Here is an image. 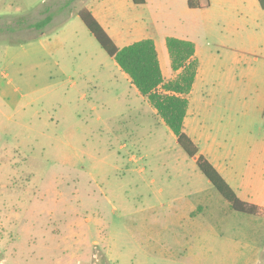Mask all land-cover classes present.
Returning <instances> with one entry per match:
<instances>
[{"label":"rangeland","instance_id":"obj_1","mask_svg":"<svg viewBox=\"0 0 264 264\" xmlns=\"http://www.w3.org/2000/svg\"><path fill=\"white\" fill-rule=\"evenodd\" d=\"M208 1L0 0V264H264V86H247L264 6ZM82 9L118 47L153 39L167 80L166 37L194 42L185 132L256 213L213 187Z\"/></svg>","mask_w":264,"mask_h":264},{"label":"trees","instance_id":"obj_2","mask_svg":"<svg viewBox=\"0 0 264 264\" xmlns=\"http://www.w3.org/2000/svg\"><path fill=\"white\" fill-rule=\"evenodd\" d=\"M133 2L142 4L145 0H133ZM260 3L264 6V0H260ZM208 4V0H187L190 8H202ZM79 15L99 45L128 75L138 92L155 108L157 114L175 135L180 147L190 157L196 156L197 167L213 187L231 204L233 209L256 213L258 207L248 204L237 196L214 165L199 153L198 145L185 132L184 119L189 104L187 95L192 89L198 69L194 42L175 36L166 37L165 44L171 68L177 73L172 79L164 81L153 39L143 38L118 47L88 9H82ZM50 20L51 16H47L29 26L41 28Z\"/></svg>","mask_w":264,"mask_h":264},{"label":"crops","instance_id":"obj_3","mask_svg":"<svg viewBox=\"0 0 264 264\" xmlns=\"http://www.w3.org/2000/svg\"><path fill=\"white\" fill-rule=\"evenodd\" d=\"M260 1V0H259ZM261 4V3H260ZM264 8V7H263ZM99 22V21H98ZM100 23V22H99ZM103 27V26H102ZM104 28V27H103ZM105 29V28H104ZM107 32V31H106ZM108 33V32H107ZM114 41V40H113ZM195 53H196V49H195ZM157 54H158V52H157ZM169 55V54H168ZM158 58H159V56H158ZM258 59H259V56H257V55H254L253 57H252V60L253 61H258ZM159 63H160V61H159ZM171 65V64H170ZM160 67H161V65H160ZM198 69H199V65H198ZM198 69H197V74H198ZM161 71H162V69H161ZM176 73L177 72H174V75H173V77H175V75H176ZM163 74V73H162ZM197 74H196V76H197ZM195 76V77H196ZM172 77V78H173ZM163 78H164V81H168V80H170V79H165V77L163 76ZM171 78V79H172ZM130 79V78H129ZM195 80V79H194ZM194 83V82H193ZM263 83V84H262ZM264 86V79L263 80H260L259 78H258V75L256 74V72H254L253 74H248V80H247V86L249 87V88H260L261 86ZM188 110V109H187ZM262 118H263V121H264V105H263V108H262ZM262 129L264 130V127H262ZM200 153V152H199ZM215 167V166H214ZM219 172V171H218ZM224 178V177H223ZM228 183V182H227ZM232 188V187H231ZM233 189V188H232ZM236 193V192H235ZM238 196V195H237ZM239 197V196H238ZM240 198V197H239ZM241 199V198H240Z\"/></svg>","mask_w":264,"mask_h":264}]
</instances>
